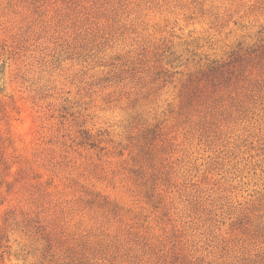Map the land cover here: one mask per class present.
Here are the masks:
<instances>
[{
  "label": "rangeland",
  "instance_id": "1",
  "mask_svg": "<svg viewBox=\"0 0 264 264\" xmlns=\"http://www.w3.org/2000/svg\"><path fill=\"white\" fill-rule=\"evenodd\" d=\"M0 264H264V0H0Z\"/></svg>",
  "mask_w": 264,
  "mask_h": 264
}]
</instances>
